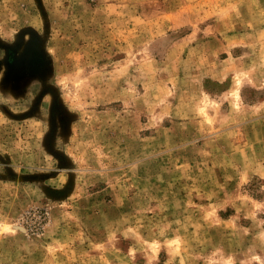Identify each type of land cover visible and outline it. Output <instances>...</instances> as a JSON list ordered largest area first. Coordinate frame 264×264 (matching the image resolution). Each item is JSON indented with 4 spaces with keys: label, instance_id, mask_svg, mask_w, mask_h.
Returning <instances> with one entry per match:
<instances>
[{
    "label": "rangeland",
    "instance_id": "obj_1",
    "mask_svg": "<svg viewBox=\"0 0 264 264\" xmlns=\"http://www.w3.org/2000/svg\"><path fill=\"white\" fill-rule=\"evenodd\" d=\"M0 264H264V0H0Z\"/></svg>",
    "mask_w": 264,
    "mask_h": 264
}]
</instances>
